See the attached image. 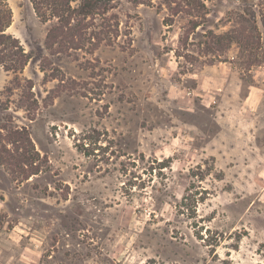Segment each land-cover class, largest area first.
Segmentation results:
<instances>
[{
	"label": "rangeland",
	"instance_id": "rangeland-1",
	"mask_svg": "<svg viewBox=\"0 0 264 264\" xmlns=\"http://www.w3.org/2000/svg\"><path fill=\"white\" fill-rule=\"evenodd\" d=\"M176 2L6 0L0 264H264V0Z\"/></svg>",
	"mask_w": 264,
	"mask_h": 264
},
{
	"label": "trees",
	"instance_id": "trees-1",
	"mask_svg": "<svg viewBox=\"0 0 264 264\" xmlns=\"http://www.w3.org/2000/svg\"><path fill=\"white\" fill-rule=\"evenodd\" d=\"M71 1L72 0H30L34 11L39 18L42 20H47L49 18L57 19L56 24L49 29L46 36L48 47H52L51 45L54 43H60L59 49L65 50L67 44L74 42L77 36L80 37V30L82 31L86 28L87 23L83 24L85 18L104 13L107 9V3L111 0H82L76 7H71ZM168 1L176 4V7L172 9L174 13L181 11L179 2H176V0ZM47 4H49L48 7ZM75 19L77 20V24L72 27L71 21ZM253 19L254 17H252L251 20ZM10 22V8L6 3V0H0V42L3 44V47L7 46L8 50L7 55H0V63L7 70L17 71L18 69H23L28 60V55H26L23 50H11V47L14 46L13 43L15 40L12 41L11 36L5 33ZM262 23L264 24V21H262ZM235 31L236 33H232L231 36L232 42L241 44L243 40L238 36L240 31H238V29L234 30V32ZM83 140H86V138L84 137ZM257 252L264 258V246L258 248Z\"/></svg>",
	"mask_w": 264,
	"mask_h": 264
}]
</instances>
